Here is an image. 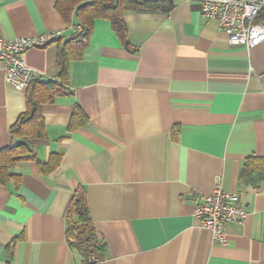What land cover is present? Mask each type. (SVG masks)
<instances>
[{"label": "crops", "instance_id": "1", "mask_svg": "<svg viewBox=\"0 0 264 264\" xmlns=\"http://www.w3.org/2000/svg\"><path fill=\"white\" fill-rule=\"evenodd\" d=\"M169 1L166 13H124L132 49L95 18L68 58L69 91L42 105L46 135L31 144L40 161L62 157L46 174L21 160L12 168L20 182L0 184V264H82L65 237L79 188L105 244L98 264H264V177L239 180L247 158L264 157V41L230 44L198 0ZM76 22L55 0H0L5 38L58 33L23 54L35 80L60 78ZM4 73L0 65V148L14 143L9 128L26 110V89ZM76 108L84 123L71 120ZM216 186L248 210L225 226L227 245L193 215L194 199Z\"/></svg>", "mask_w": 264, "mask_h": 264}, {"label": "trees", "instance_id": "2", "mask_svg": "<svg viewBox=\"0 0 264 264\" xmlns=\"http://www.w3.org/2000/svg\"><path fill=\"white\" fill-rule=\"evenodd\" d=\"M55 5L64 19H69L73 14L77 20L75 24L80 25L81 30L76 31L78 34L73 39L72 47L67 44L64 48H60V78L45 81L33 79L26 88V110L9 128L14 143L0 148V184L2 185L10 182L17 185L20 182V177L12 172V168L21 160L33 159L39 171L45 174L58 166L62 157L61 152L52 153L47 161H40L31 144L33 139L44 138L46 135L42 105L52 103L56 97L67 94L66 92L69 91L63 81L65 63L68 58L77 57L80 54L89 38L93 20L107 19L122 45L126 49H132L124 22V13L128 10H158L166 13L172 9L173 2L169 0H55ZM255 21H264V6ZM71 120L84 123L86 116L79 108H76ZM16 140H19V144H16ZM263 177L264 157L247 158L240 172V183L249 181L257 185ZM65 237L70 249L78 255L82 264H98V261L104 257L105 244L96 234L82 188L73 193L69 203Z\"/></svg>", "mask_w": 264, "mask_h": 264}, {"label": "built area", "instance_id": "3", "mask_svg": "<svg viewBox=\"0 0 264 264\" xmlns=\"http://www.w3.org/2000/svg\"><path fill=\"white\" fill-rule=\"evenodd\" d=\"M202 15L217 22L227 41L233 45L254 48L264 41V21H255L264 0H198ZM81 30L80 25L75 26ZM75 31V32H76ZM58 33H44L28 37L5 38L0 34V65L4 69L7 83L18 91L25 90L34 78V72L23 54L32 49L46 46ZM193 215L201 226L211 232L212 241L227 245L225 226L241 224L248 210L239 201L238 194L215 187L212 193L194 199Z\"/></svg>", "mask_w": 264, "mask_h": 264}, {"label": "water", "instance_id": "4", "mask_svg": "<svg viewBox=\"0 0 264 264\" xmlns=\"http://www.w3.org/2000/svg\"><path fill=\"white\" fill-rule=\"evenodd\" d=\"M16 144H19V140H16Z\"/></svg>", "mask_w": 264, "mask_h": 264}]
</instances>
